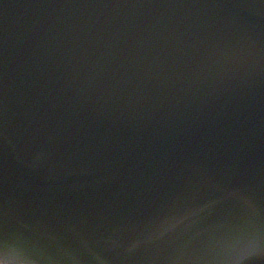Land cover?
Masks as SVG:
<instances>
[{"label":"water","instance_id":"1","mask_svg":"<svg viewBox=\"0 0 264 264\" xmlns=\"http://www.w3.org/2000/svg\"><path fill=\"white\" fill-rule=\"evenodd\" d=\"M253 204L264 0H0V210L39 264H189Z\"/></svg>","mask_w":264,"mask_h":264},{"label":"snow or ice","instance_id":"2","mask_svg":"<svg viewBox=\"0 0 264 264\" xmlns=\"http://www.w3.org/2000/svg\"><path fill=\"white\" fill-rule=\"evenodd\" d=\"M207 224L200 238L185 250L189 264L208 260L209 251L217 253L212 257L217 264L225 255L234 264H264V205L258 211L254 204L248 211L221 207L215 210ZM10 252L33 264H39L41 257L52 254V250L33 234L10 228L0 210V257L7 258Z\"/></svg>","mask_w":264,"mask_h":264},{"label":"flooded vegetation","instance_id":"3","mask_svg":"<svg viewBox=\"0 0 264 264\" xmlns=\"http://www.w3.org/2000/svg\"><path fill=\"white\" fill-rule=\"evenodd\" d=\"M0 264H4L2 261H0Z\"/></svg>","mask_w":264,"mask_h":264}]
</instances>
